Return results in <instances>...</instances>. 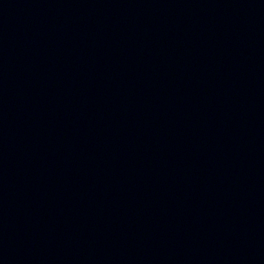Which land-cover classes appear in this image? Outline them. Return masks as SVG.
<instances>
[{
	"label": "water",
	"instance_id": "water-1",
	"mask_svg": "<svg viewBox=\"0 0 264 264\" xmlns=\"http://www.w3.org/2000/svg\"><path fill=\"white\" fill-rule=\"evenodd\" d=\"M0 264H264V0H0Z\"/></svg>",
	"mask_w": 264,
	"mask_h": 264
}]
</instances>
